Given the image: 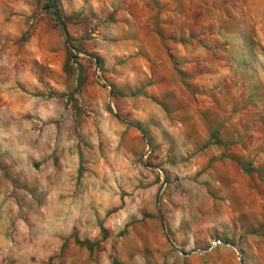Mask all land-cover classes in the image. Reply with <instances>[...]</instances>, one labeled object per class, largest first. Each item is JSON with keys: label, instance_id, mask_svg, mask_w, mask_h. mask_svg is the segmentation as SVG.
<instances>
[{"label": "rangeland", "instance_id": "1", "mask_svg": "<svg viewBox=\"0 0 264 264\" xmlns=\"http://www.w3.org/2000/svg\"><path fill=\"white\" fill-rule=\"evenodd\" d=\"M0 264H264V0H0Z\"/></svg>", "mask_w": 264, "mask_h": 264}, {"label": "water", "instance_id": "2", "mask_svg": "<svg viewBox=\"0 0 264 264\" xmlns=\"http://www.w3.org/2000/svg\"><path fill=\"white\" fill-rule=\"evenodd\" d=\"M52 1H53L54 6H55V0H52ZM225 244H227V243H225Z\"/></svg>", "mask_w": 264, "mask_h": 264}, {"label": "trees", "instance_id": "3", "mask_svg": "<svg viewBox=\"0 0 264 264\" xmlns=\"http://www.w3.org/2000/svg\"><path fill=\"white\" fill-rule=\"evenodd\" d=\"M87 244H89L90 242H86Z\"/></svg>", "mask_w": 264, "mask_h": 264}]
</instances>
